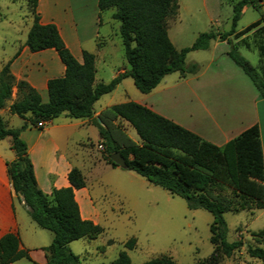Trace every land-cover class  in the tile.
<instances>
[{"label":"trees","instance_id":"16d2710c","mask_svg":"<svg viewBox=\"0 0 264 264\" xmlns=\"http://www.w3.org/2000/svg\"><path fill=\"white\" fill-rule=\"evenodd\" d=\"M15 3L17 0H8ZM35 15L28 32L26 46L32 53L53 49L65 66L64 76L48 81V101L26 81L17 82L11 73V62L0 72V109L11 100L16 86L18 98L10 112L24 121L20 128H9L0 115V140L9 138L15 159L9 162L8 171L15 193L23 201L31 220L40 228L52 233L53 240L46 249V264H82L70 244L81 240H95L104 229L82 217L75 192L86 187L85 176L78 168L68 174L70 186L55 189L50 195L38 186L27 143L21 134L29 128H38L40 122L51 123L62 114L73 119H91L94 106L100 98L113 92L126 78H131L137 90L148 94L173 73L181 77L198 73L199 66L187 65L190 52L207 50L212 41H227L228 56L243 70L264 99V74H261L239 52L229 37L235 34L243 9L257 8L255 0H240L233 5L232 27L227 33H202L191 47L176 50L172 44L166 22L177 14V0H98L100 13L115 9L113 19L120 23L125 58L129 69L109 83L95 85V55L84 51L80 63L66 46L56 25H43L37 13L39 0H30ZM258 24L248 27L246 34ZM264 56V46L260 47ZM113 120L128 123L136 132L140 145L123 146L109 126L95 124L105 146L104 160L113 168L119 166L111 155L120 153L126 161V170L145 178L172 196L186 201L189 210H205L213 217L210 225L214 251L201 264H217L222 256L229 258L239 251L241 240L227 241L225 214L254 213L264 209V157L259 127L255 126L219 148L196 134L134 102L111 107ZM102 123L104 124L103 119ZM43 129V128H39ZM251 236L264 243V230ZM128 249L132 245H127ZM18 239L12 234L0 241V250L9 259L5 264L26 256L19 252ZM247 254L264 264V248L247 247ZM37 264V263H32ZM112 264H131L126 251ZM144 264H177L167 257Z\"/></svg>","mask_w":264,"mask_h":264},{"label":"crops","instance_id":"0c3cea01","mask_svg":"<svg viewBox=\"0 0 264 264\" xmlns=\"http://www.w3.org/2000/svg\"><path fill=\"white\" fill-rule=\"evenodd\" d=\"M238 1L240 0L229 3L232 8V17L233 5ZM255 1L257 7L264 5L263 0ZM222 6V0H177V14L166 22L168 36L176 50L179 51L184 48L175 44L170 34V25L183 23V11L192 18V23H195L194 26H199L201 21L196 17L205 13L207 30L197 32V38L200 34L210 31L216 33L229 32L231 29L226 32L220 30ZM248 7L250 6L243 9L242 15ZM111 10L113 12L105 21L104 14ZM115 11V9H110L100 13L98 0H39L37 7L41 24L56 25L66 46L80 63L83 62L84 51L95 55V85L107 84L129 69L119 34L120 23L113 19ZM31 22L32 26L33 19ZM115 22H118V25ZM254 24H258V26L248 33L242 34ZM105 25H108L110 30L103 36L101 30ZM31 26L26 29L25 38L19 42L14 52L6 56L1 67L12 61L10 70L16 81H26L40 93L44 101L42 94L47 93L48 95V81L64 76L65 66L53 49L38 53H32L29 50L26 46V40ZM250 26L241 31H237L236 28L235 34L229 39L238 45L239 51L243 47L248 51L256 50L259 60L254 67L261 74H264V56L260 54L259 50L261 46H264V19L256 21ZM176 31V34L180 35L183 29L178 26ZM247 40L249 42L252 40L254 44L245 43ZM229 50L227 41H212L207 50L193 51L187 55L186 62L191 56L197 58L186 63L187 65L196 64L199 66L198 73L194 75L186 77H181L179 73L167 75L148 94L139 92L133 80L126 78L113 92L102 96L95 104L93 118L73 119L62 114L48 123L42 130L39 128L25 130L21 134V138L28 145L39 188L45 194L50 195L55 189L69 187L68 174L73 168L81 169L80 164L99 163L107 168H113L104 160L105 146L95 121L97 120L103 126H109L112 130H117L120 123L125 129L132 128L128 123L120 120L115 121L110 116L111 107L128 102L149 108L156 114L219 148H223L231 140L258 126L264 157V99L260 97L251 79L228 56ZM121 89L126 94L125 100L113 103V97H111L110 101L105 102V105H99L101 100ZM14 97L16 98V93ZM13 102L8 101L5 107L0 109V115L3 118L4 115H8L7 119L4 118V120L9 128H20L24 123L22 119H20V126H9L11 118L16 116L10 112V106ZM62 116L64 117L62 118ZM101 119H103L104 124ZM74 137L77 138L76 143L82 153L71 156L63 153L59 156L58 154L62 153V145L68 144L69 140ZM135 143L139 145L140 140ZM99 145L104 148L103 151L99 150ZM96 151L100 153L101 157L95 155ZM14 159L15 153L11 149V140L9 138L0 140V241L6 235L12 234L18 239L19 252L28 253L32 261V254L35 251L33 249H38L37 238L39 239V234L34 229V235H29L28 229L32 230V227L26 228L23 232L26 222L25 216L28 212L24 202L20 201L15 193L7 165ZM86 192L88 194L85 187L76 191L75 196L82 217L92 221L91 218L84 215L81 201L78 199L80 193L83 195ZM258 213L264 215V209L256 211L253 219ZM248 231L253 232L252 230ZM48 247H39L44 253L43 260L39 264H46V249ZM8 259L9 257L0 250V264H5ZM21 260L29 259L24 256L11 264H16Z\"/></svg>","mask_w":264,"mask_h":264},{"label":"rangeland","instance_id":"374dc122","mask_svg":"<svg viewBox=\"0 0 264 264\" xmlns=\"http://www.w3.org/2000/svg\"><path fill=\"white\" fill-rule=\"evenodd\" d=\"M1 1L0 67L6 56L14 52L19 42L25 38L26 29L31 26V19L35 15L30 0H17L15 3ZM231 1L237 0H222V26L220 27L222 32L229 31L232 27V8L229 6ZM112 12L111 10L104 14L105 21L109 19ZM196 18L201 20L199 26H194L192 18L183 11V23L170 25V34L178 47L192 46L197 38V32L207 30L205 13ZM262 19H264V5L257 8L250 6L243 13L237 31L244 30ZM115 23L118 25V22ZM178 26L183 29L180 35L176 34ZM109 30L108 25H105L102 27L101 34L105 36ZM247 41L245 43L254 44L252 40ZM239 52L253 66L257 65L259 56L256 50L248 51L243 47ZM196 59L195 56H191L186 63ZM133 88L136 89L134 86ZM42 96L44 102H47V93H43ZM111 97H113V103H119L127 98L121 89L101 100L99 105H105ZM17 98L15 86L10 101H15ZM7 117L8 115H4V118L7 119ZM20 124L21 120L18 116H13L9 122L10 127H18ZM112 133L123 146L137 145L135 142L139 141L135 130L125 129L121 123L117 130H112ZM76 140L77 138L74 137L68 144H63L62 153L58 155L81 154L82 150ZM95 153L97 157L100 156L99 152ZM79 166L85 176L88 190V194L86 192L78 195L82 211L85 216L104 229V232L95 240L81 239L70 244V249L79 256L82 264H112L123 251L127 252L131 264H144L162 257L170 258L177 264H201L210 258L214 251L210 240V225L213 221L210 213L202 209L189 210L184 199L170 195L167 191L152 185L145 178L125 168H107L99 163L90 162ZM252 219L253 216L249 212L225 214L227 241L231 243L241 240L244 246L229 258L222 256L217 264H263L247 254L248 246L264 248V243L258 244V240L251 236L252 232L248 231L264 230V215L258 213L255 219ZM25 221L23 232L26 228L32 227V230L28 229L29 235H34V229L39 234L38 249H33L35 251L32 254V261L21 260L16 264H32L33 262L39 264L44 255L39 247L50 246L53 235L33 223L28 214L25 216ZM127 245H132V248L128 249Z\"/></svg>","mask_w":264,"mask_h":264},{"label":"water","instance_id":"95a60500","mask_svg":"<svg viewBox=\"0 0 264 264\" xmlns=\"http://www.w3.org/2000/svg\"><path fill=\"white\" fill-rule=\"evenodd\" d=\"M111 160L117 164L120 168H126V161L120 153H115L111 155Z\"/></svg>","mask_w":264,"mask_h":264},{"label":"built area","instance_id":"2783aa9c","mask_svg":"<svg viewBox=\"0 0 264 264\" xmlns=\"http://www.w3.org/2000/svg\"><path fill=\"white\" fill-rule=\"evenodd\" d=\"M47 124H48L47 122H40V123L38 124V128H44ZM98 148H99V150H101V151L104 150V148H103L102 146H100V145H99Z\"/></svg>","mask_w":264,"mask_h":264}]
</instances>
